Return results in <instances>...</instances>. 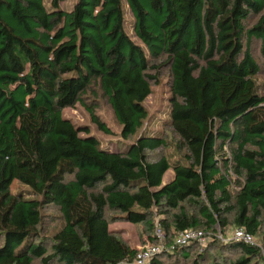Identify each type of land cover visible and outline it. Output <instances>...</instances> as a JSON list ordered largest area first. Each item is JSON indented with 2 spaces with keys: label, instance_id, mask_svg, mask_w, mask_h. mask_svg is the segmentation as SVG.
I'll list each match as a JSON object with an SVG mask.
<instances>
[{
  "label": "trees",
  "instance_id": "trees-1",
  "mask_svg": "<svg viewBox=\"0 0 264 264\" xmlns=\"http://www.w3.org/2000/svg\"><path fill=\"white\" fill-rule=\"evenodd\" d=\"M63 1L0 0V264H132L138 251L110 230L109 213L154 230L150 244L168 254L187 249L181 255L190 258L197 241L175 239L200 229L214 246L241 253L230 264H262L264 95L251 47L260 40L264 50V0H77L71 11ZM124 5L140 43L126 31ZM162 57L172 77L164 124L184 151L173 163L149 158L168 140L143 129ZM93 86L122 126V142L104 145L64 117L83 103L112 134L83 99ZM15 181L29 190L13 192ZM49 207L64 225L48 240L39 230ZM230 226L262 236V248L222 242L217 230ZM198 258L193 264L210 259ZM148 264L163 263L157 255Z\"/></svg>",
  "mask_w": 264,
  "mask_h": 264
},
{
  "label": "rangeland",
  "instance_id": "rangeland-1",
  "mask_svg": "<svg viewBox=\"0 0 264 264\" xmlns=\"http://www.w3.org/2000/svg\"><path fill=\"white\" fill-rule=\"evenodd\" d=\"M77 0H64L61 4V8L65 11H71ZM124 16L126 20V31L127 33L137 42L140 43L139 39L136 37L133 30V23L135 21L134 15L128 5H124ZM260 18L259 16H253L248 22V26H254ZM252 54L256 61L258 62L261 72L255 77L256 84L262 95H264V50L262 42L260 40H253L252 42ZM166 57H162L158 64L162 63L160 72L157 75L158 81L153 82L152 94L145 101L144 106L148 113V118L143 123V129H151L159 133L166 135L168 144L167 147L159 149L154 152H149L148 156L151 160H158L163 157H167L170 163L173 161L183 158L184 151L179 147V138L175 136L171 130L166 129L164 121L168 119L167 115L170 111L171 104V68L168 63H166ZM94 92L89 91L83 96L86 103H89L91 107L95 108V114L109 127L112 131L111 135L105 134L100 131L97 126L92 122L91 114L87 107L82 104H77L73 108H67L64 110L63 114L66 119H69L77 127H88L90 134L96 136L100 142L104 145L110 142L111 144H117L122 142V126L116 119L114 111L109 104L108 100L103 95L99 86H93ZM142 129V130H143ZM136 137H132L131 140H135ZM120 144V143H119ZM173 177V170L166 173L164 183L169 181ZM73 176H68L67 181L73 180ZM13 192H26L29 190L28 186L15 181L13 186ZM237 192L236 189H234ZM184 207L190 213H196L195 209L190 204H184ZM43 220L40 226L41 236L46 239H52L54 235L63 227L64 221L59 210L49 207L42 211ZM114 213H109L108 217L110 219V230L116 234L118 237L123 239L125 244L133 250L140 251L152 242L151 236L154 235V230L150 231L145 224H133L125 220H113ZM161 219L157 212H154L153 223L159 224ZM169 222L170 217L165 218ZM234 217L229 218L230 222H233ZM221 228L217 230V237L222 242H227L233 240V233L236 230L233 226H230L226 232L222 233ZM264 231V228H263ZM213 234H208L205 241H197L189 249L190 258H182V251H187V249L179 251V253L168 254L164 252L167 246L162 245V251L159 254V260L163 264H193L194 261L198 260V255L205 252L208 253L210 259L201 260V264H230L239 259L241 253L238 252H228L224 250V246H214L213 245ZM262 236L258 239L260 244L262 242ZM4 239L0 235V246L3 245ZM188 243L187 245H189ZM225 245V244H224ZM189 248V247H188ZM187 255V254H186ZM260 261V260H259ZM261 264V261L260 263Z\"/></svg>",
  "mask_w": 264,
  "mask_h": 264
},
{
  "label": "built area",
  "instance_id": "built-area-1",
  "mask_svg": "<svg viewBox=\"0 0 264 264\" xmlns=\"http://www.w3.org/2000/svg\"><path fill=\"white\" fill-rule=\"evenodd\" d=\"M158 238L160 242L164 240V234L161 231H158ZM207 239V235L200 229H188L183 232H180L175 239V244L179 246L187 245L191 241H205ZM233 240L244 241L247 244H251L253 246H258L260 248L261 244L258 242V239L246 232L242 229H236L233 233ZM162 251V244L159 245H147L145 248L141 249L137 253V257L135 258L132 264H148L150 261L159 255ZM264 264V261L263 263Z\"/></svg>",
  "mask_w": 264,
  "mask_h": 264
}]
</instances>
